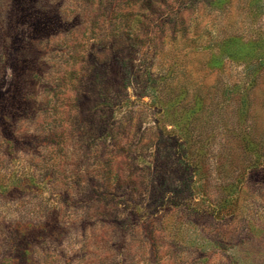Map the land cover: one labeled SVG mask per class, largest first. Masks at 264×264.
<instances>
[{"label":"rangeland","instance_id":"374dc122","mask_svg":"<svg viewBox=\"0 0 264 264\" xmlns=\"http://www.w3.org/2000/svg\"><path fill=\"white\" fill-rule=\"evenodd\" d=\"M0 264H264V0H0Z\"/></svg>","mask_w":264,"mask_h":264},{"label":"trees","instance_id":"16d2710c","mask_svg":"<svg viewBox=\"0 0 264 264\" xmlns=\"http://www.w3.org/2000/svg\"><path fill=\"white\" fill-rule=\"evenodd\" d=\"M35 227V226H34ZM133 230L135 229V225H131V224H125L122 226V229H123V233H122V237L123 235H127L126 233L128 232L127 229H132ZM134 234V238H136L137 235H135V232L133 233ZM126 238V237H125ZM126 248V250H125ZM130 249H133V247L130 246ZM125 253H126V256H125ZM127 246H123L121 249H120V253H119V259L125 261L127 259ZM105 259H107L105 257ZM117 259V258H116ZM125 263V262H124Z\"/></svg>","mask_w":264,"mask_h":264}]
</instances>
